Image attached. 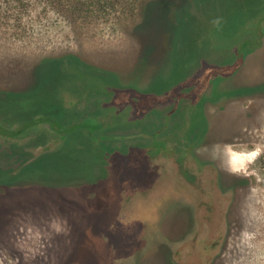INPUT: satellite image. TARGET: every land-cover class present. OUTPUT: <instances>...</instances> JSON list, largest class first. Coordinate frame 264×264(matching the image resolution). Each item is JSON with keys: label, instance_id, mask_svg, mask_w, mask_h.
Here are the masks:
<instances>
[{"label": "rangeland", "instance_id": "rangeland-1", "mask_svg": "<svg viewBox=\"0 0 264 264\" xmlns=\"http://www.w3.org/2000/svg\"><path fill=\"white\" fill-rule=\"evenodd\" d=\"M146 1L0 0V264H264V0Z\"/></svg>", "mask_w": 264, "mask_h": 264}, {"label": "trees", "instance_id": "trees-1", "mask_svg": "<svg viewBox=\"0 0 264 264\" xmlns=\"http://www.w3.org/2000/svg\"><path fill=\"white\" fill-rule=\"evenodd\" d=\"M34 1H42V2H44L45 5H47L49 2L54 3L55 0H7L6 3L8 5V7H11V6L19 7V13H22L24 11H27L29 8H31L34 5ZM57 1H59L58 4L61 5V7L68 9V11H69V9L71 10V7L76 9V11H78V10L79 11H82V10L88 11V8H85V7L91 5L92 9L89 11H91V12L98 11L101 13V11L105 12V9H106L105 6L107 4H109V5L114 4V2L117 0H57ZM171 1H176V0H147L144 4H142L141 10H140L142 20L136 26V31L139 34V37L141 38V40L143 41V45H144V40H143V35L140 33L141 28L144 27L145 24H147L150 17L154 18L156 15L162 14L161 11L163 10L164 3H169ZM178 1H185V0H178ZM34 119H41V120H39L38 122L35 121L33 124L48 121V122H50V126L54 125L60 130H62L60 127H64L55 118H52V117L39 116V117L33 118L31 120H34ZM28 121H30V120H28ZM54 121H57L59 123V126ZM23 124H25V122L22 123L21 125H23ZM33 124H29L22 129H20L21 125L14 127V128H9V127H6V126H3L0 124V133L5 134V135H10V136L18 135L24 129H26L28 126L33 125ZM83 124H84L83 122H77L70 127H64V128H66L67 130H73L75 128L81 127ZM91 126H93V125H91ZM100 126L101 125H99L98 127H100ZM4 129H7L8 131H10V133L3 132L2 130H4ZM67 130H62V131H67Z\"/></svg>", "mask_w": 264, "mask_h": 264}, {"label": "clouds", "instance_id": "clouds-1", "mask_svg": "<svg viewBox=\"0 0 264 264\" xmlns=\"http://www.w3.org/2000/svg\"><path fill=\"white\" fill-rule=\"evenodd\" d=\"M223 151L227 156L228 167L226 170L231 174L247 176L254 174V170L249 172V165L253 164L264 153V148L257 145L247 151H238L230 145H225Z\"/></svg>", "mask_w": 264, "mask_h": 264}, {"label": "water", "instance_id": "water-1", "mask_svg": "<svg viewBox=\"0 0 264 264\" xmlns=\"http://www.w3.org/2000/svg\"><path fill=\"white\" fill-rule=\"evenodd\" d=\"M39 120H41V119H34V120H30V121H27V122H25V124H23V125H21V127H20V129H22V128H24L25 126H27V125H29V124H33L35 121L36 122H38ZM58 126H59V123L57 122V121H54ZM44 123V125H46V126H50V122H48V121H44L43 122ZM61 126V125H60ZM62 130H67L66 128H64V127H60ZM3 132H6V133H10V131H8L7 129H4V130H2Z\"/></svg>", "mask_w": 264, "mask_h": 264}, {"label": "bare ground", "instance_id": "bare-ground-1", "mask_svg": "<svg viewBox=\"0 0 264 264\" xmlns=\"http://www.w3.org/2000/svg\"><path fill=\"white\" fill-rule=\"evenodd\" d=\"M259 263V262H258ZM262 263V262H261Z\"/></svg>", "mask_w": 264, "mask_h": 264}]
</instances>
